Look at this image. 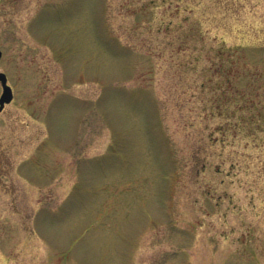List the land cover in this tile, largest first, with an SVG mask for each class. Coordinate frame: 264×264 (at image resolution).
I'll return each mask as SVG.
<instances>
[{
    "label": "rangeland",
    "instance_id": "374dc122",
    "mask_svg": "<svg viewBox=\"0 0 264 264\" xmlns=\"http://www.w3.org/2000/svg\"><path fill=\"white\" fill-rule=\"evenodd\" d=\"M0 51V264H264V0H0Z\"/></svg>",
    "mask_w": 264,
    "mask_h": 264
},
{
    "label": "water",
    "instance_id": "95a60500",
    "mask_svg": "<svg viewBox=\"0 0 264 264\" xmlns=\"http://www.w3.org/2000/svg\"><path fill=\"white\" fill-rule=\"evenodd\" d=\"M0 51V58H1ZM0 86H1V94H0V112L3 110L4 106L9 104L12 100V91L11 88L7 85V79L4 73L0 72Z\"/></svg>",
    "mask_w": 264,
    "mask_h": 264
}]
</instances>
